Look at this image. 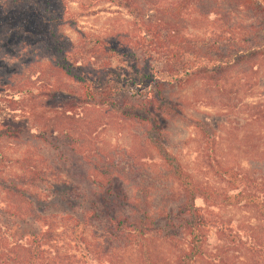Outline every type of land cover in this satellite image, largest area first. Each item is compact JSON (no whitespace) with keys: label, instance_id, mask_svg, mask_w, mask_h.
Wrapping results in <instances>:
<instances>
[{"label":"trees","instance_id":"1","mask_svg":"<svg viewBox=\"0 0 264 264\" xmlns=\"http://www.w3.org/2000/svg\"><path fill=\"white\" fill-rule=\"evenodd\" d=\"M71 1L0 0V264H264V0Z\"/></svg>","mask_w":264,"mask_h":264},{"label":"rangeland","instance_id":"2","mask_svg":"<svg viewBox=\"0 0 264 264\" xmlns=\"http://www.w3.org/2000/svg\"><path fill=\"white\" fill-rule=\"evenodd\" d=\"M91 2L90 5L86 1H84L83 4L74 1L70 2V6L76 13L78 24L81 29L89 34L104 35L125 28L126 21L130 19V15L126 8L110 0H92ZM68 33L73 39H76V34L74 32L68 30ZM63 99L64 97L62 95H56L51 98L49 102L57 103L61 102ZM199 110L203 113L213 112V109L209 107H201ZM193 137V127L190 121L176 122L174 131L175 147L180 148L185 156L189 155L188 158L190 159L197 155L196 147L191 142ZM64 192H67V189H65ZM237 214L245 217L248 216L244 213L240 214V212Z\"/></svg>","mask_w":264,"mask_h":264}]
</instances>
